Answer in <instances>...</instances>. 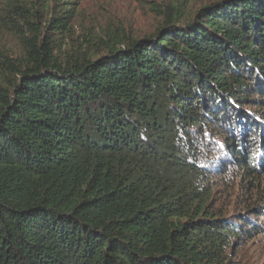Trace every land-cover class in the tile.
Here are the masks:
<instances>
[{
    "label": "trees",
    "instance_id": "16d2710c",
    "mask_svg": "<svg viewBox=\"0 0 264 264\" xmlns=\"http://www.w3.org/2000/svg\"><path fill=\"white\" fill-rule=\"evenodd\" d=\"M54 6L0 0V264H233L264 235V0L100 53Z\"/></svg>",
    "mask_w": 264,
    "mask_h": 264
},
{
    "label": "rangeland",
    "instance_id": "374dc122",
    "mask_svg": "<svg viewBox=\"0 0 264 264\" xmlns=\"http://www.w3.org/2000/svg\"><path fill=\"white\" fill-rule=\"evenodd\" d=\"M211 1L213 0H52V4L55 5V10L59 7L69 8L73 16L71 35L62 38H66L65 50L70 52L77 49L76 46L81 43L87 50L100 53L106 51V46L122 47L127 40L155 34L167 22H184ZM3 12L1 9L0 13ZM67 44L76 46L69 48ZM23 56V48L17 38L0 27V86L4 89H9L14 81L15 66ZM245 197L246 195L238 193L232 194L227 188H223L218 196L221 198L220 204L231 213H234V202L243 204ZM233 261V264H264V235L245 243Z\"/></svg>",
    "mask_w": 264,
    "mask_h": 264
}]
</instances>
